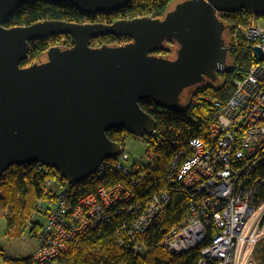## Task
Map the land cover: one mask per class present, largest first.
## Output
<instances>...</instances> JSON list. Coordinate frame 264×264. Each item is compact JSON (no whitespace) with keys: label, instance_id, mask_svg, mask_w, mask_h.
I'll list each match as a JSON object with an SVG mask.
<instances>
[{"label":"water","instance_id":"water-1","mask_svg":"<svg viewBox=\"0 0 264 264\" xmlns=\"http://www.w3.org/2000/svg\"><path fill=\"white\" fill-rule=\"evenodd\" d=\"M27 1L38 0H0V183L13 166L37 163L71 185L90 179L121 153V145L108 138L110 130L125 128L139 138L154 134L157 121L141 108L143 100L179 111L197 87L216 83L230 69L228 25L221 13L264 17V0H180L160 18L50 19L5 28V20ZM50 1L91 16L131 2ZM56 35L70 36L72 46H52L37 62L22 65L32 41ZM106 36L130 41L92 45ZM253 55L264 63L261 47Z\"/></svg>","mask_w":264,"mask_h":264},{"label":"built area","instance_id":"built-area-1","mask_svg":"<svg viewBox=\"0 0 264 264\" xmlns=\"http://www.w3.org/2000/svg\"><path fill=\"white\" fill-rule=\"evenodd\" d=\"M239 32L251 47L264 50V17L248 15L239 22L236 38ZM234 88L227 103L216 101L218 114L207 141L192 140L190 149L179 150L165 174L167 187L146 201L136 199V190L160 162L153 143L145 142L147 161L131 159L128 139L113 159L124 181L79 200L71 184L56 181L54 169L37 163L42 193L24 226L25 233L34 232L39 242L33 264H66L63 258L72 246L115 218L124 219L119 246L135 254L148 253L143 235L168 209L169 186L178 183L191 195L188 214L165 234L163 248L178 256L201 248L198 264H263L255 252L264 240V214L260 215L264 204L257 203L264 185V63L252 65L234 81ZM108 164L104 162L95 176L101 179ZM6 208L10 218L14 208Z\"/></svg>","mask_w":264,"mask_h":264},{"label":"trees","instance_id":"trees-1","mask_svg":"<svg viewBox=\"0 0 264 264\" xmlns=\"http://www.w3.org/2000/svg\"><path fill=\"white\" fill-rule=\"evenodd\" d=\"M175 1L180 0H131L126 8L115 10V12L97 13L94 16L63 2L27 1L16 7L13 15L5 20L4 27L28 26L50 19L76 23H115L119 19L138 18V16L152 15L160 18ZM242 13L225 12L221 17L222 21L228 25L226 38L230 46L228 55L230 69L225 73H220L216 83L197 87L186 107L179 111L174 112L166 107L162 108L152 100H143L140 103L141 108L154 117L158 125L151 137L144 136L143 139L147 144L153 143V147H156L157 155L161 159L156 171L136 190L137 200L146 201L147 198L167 187L165 174L175 154L179 150L190 149L189 144L192 140L207 141L209 128L218 114L215 106L216 101L227 103L236 89L234 81L247 73L252 65L258 63L253 55V47L246 43L245 36L239 32L238 38L235 37L239 22H242L248 15H252ZM72 41L68 35H56L32 41L29 58L22 65L30 66L37 62L52 46L71 47ZM128 41H130L129 38L106 36L95 39L92 45L99 46L107 43L117 46ZM161 53L168 55L166 52ZM107 135L108 138L121 146L134 136L130 135L125 128L110 130ZM114 161L113 159L108 160L109 166L101 179L94 175L78 185H72L74 198L79 200L95 193L101 187L111 188L123 182L125 177L114 168ZM261 174L264 176V167L261 168ZM55 178L61 184H67L56 171ZM42 180L43 177L38 173L36 164L23 167L13 166L3 175L0 183L1 203L3 207L12 205L14 208L9 222L11 228L17 225V236L26 234L22 226L26 225L34 210L28 206L29 201L32 196L35 199L40 198ZM169 191L171 193L170 206L156 218L143 235L144 243L149 248L148 253L135 254L131 249L119 246L118 233L124 219L115 218L111 223L103 224L101 228L92 230L85 235L80 244L72 246L70 251L65 254L63 261L66 264H198L201 248L192 249V251L178 256L170 254L161 246L165 234L187 218V210L190 205L191 195L180 183L169 186ZM30 194L32 195L30 196ZM257 203L264 204V185L260 190ZM262 214H264V206L260 212V215ZM41 222L43 221H39L37 225L39 230ZM30 234L35 235L34 232H30ZM262 245H264V240L258 245V248ZM0 255L4 256L2 252ZM5 262L7 264H33L32 257L17 260L6 259ZM261 263L264 264V258Z\"/></svg>","mask_w":264,"mask_h":264},{"label":"rangeland","instance_id":"rangeland-1","mask_svg":"<svg viewBox=\"0 0 264 264\" xmlns=\"http://www.w3.org/2000/svg\"><path fill=\"white\" fill-rule=\"evenodd\" d=\"M127 148L131 159H144L147 161L146 153L148 148L143 138L132 136L127 143ZM36 201L37 199L32 196L28 205L32 210L35 208ZM6 213L7 208L2 206L0 194V252L4 255L3 257L0 255V264H7L5 262L6 259L17 260L19 258H27L39 243L37 238L29 232L20 238L17 235H12L14 230L10 227L9 218L6 216ZM15 226L17 227V225ZM255 253V258L261 262L264 258V245L259 247Z\"/></svg>","mask_w":264,"mask_h":264},{"label":"crops","instance_id":"crops-1","mask_svg":"<svg viewBox=\"0 0 264 264\" xmlns=\"http://www.w3.org/2000/svg\"><path fill=\"white\" fill-rule=\"evenodd\" d=\"M12 230H14L12 235H15V236H16V232H18L17 227H16V226H15V227L13 226ZM23 236H25V235H23ZM23 236H18V237L20 238V237H23ZM34 236L37 238V234H35ZM37 243H38V242H37ZM37 248H38V244H37V246L33 249V252L31 253V255H29L28 257H32V256L37 252V251H36ZM28 257H27V258H28ZM19 259H26V258H19Z\"/></svg>","mask_w":264,"mask_h":264}]
</instances>
